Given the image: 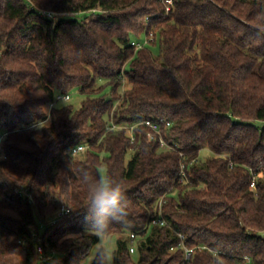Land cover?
I'll use <instances>...</instances> for the list:
<instances>
[{
    "label": "trees",
    "instance_id": "1",
    "mask_svg": "<svg viewBox=\"0 0 264 264\" xmlns=\"http://www.w3.org/2000/svg\"><path fill=\"white\" fill-rule=\"evenodd\" d=\"M261 12L264 0H179L170 14L162 0H0V264L90 256L96 236L68 238L85 226L81 169L122 180L131 202L108 234L115 264H264ZM75 93L78 107L57 102ZM145 120L170 123V149Z\"/></svg>",
    "mask_w": 264,
    "mask_h": 264
},
{
    "label": "clouds",
    "instance_id": "2",
    "mask_svg": "<svg viewBox=\"0 0 264 264\" xmlns=\"http://www.w3.org/2000/svg\"><path fill=\"white\" fill-rule=\"evenodd\" d=\"M264 22V12L258 13ZM259 37L264 38V30L258 29ZM65 98L60 99L63 103ZM57 105L48 106L45 112V119L34 121L33 128L40 131L50 127L52 120V108ZM83 151L80 146L69 150V159H75ZM80 179L88 188V202L84 207L86 214L84 217L85 226L82 233H70L68 238L76 239L82 234L87 233L97 237L99 245L93 255V264H113L114 253L104 243V239L110 233L114 224L127 223L131 202L127 196L126 189L122 180L99 173H93L87 169H81ZM68 206V205H67ZM68 209L75 210L68 206Z\"/></svg>",
    "mask_w": 264,
    "mask_h": 264
},
{
    "label": "built area",
    "instance_id": "3",
    "mask_svg": "<svg viewBox=\"0 0 264 264\" xmlns=\"http://www.w3.org/2000/svg\"><path fill=\"white\" fill-rule=\"evenodd\" d=\"M179 1V0H162L163 4H164V7H165V12L166 14H170V12H172L173 8H174V5L175 3ZM48 16L49 17H54V14L52 13H48ZM154 39H153V35L151 34L150 36L148 37H145V38H142L141 40L139 41H135L132 43V46L137 50H141L143 49L144 47H146L148 44H150L151 42H153ZM66 97V100L64 101L65 103H69L71 101V95H60L58 96L57 98V102H60V99L61 98H65ZM54 105V104H52ZM142 124H144L146 127L149 128V133H148V139L149 140H155V138H157V136H159V140H160V143H161V148L162 149H170L169 146L165 143V141L163 140L162 137H160V134H161V128L162 126L166 127V128H169L171 125L169 122H165L163 120L161 121H153V120H145L142 122ZM134 128V127H133ZM133 128H131V137H132V141H134V134H133ZM111 129H118L117 126L113 125L111 127ZM83 151H81L78 155L80 154H83L86 152L87 150V147L86 146H80ZM76 148V147H75ZM77 155V156H78ZM182 158H183V155H181ZM5 156L2 155V153H0V160L3 159ZM185 164H182V170H181V176H182V180H180L181 182L184 181V178H186V173H185ZM252 188H255V184L252 183L251 185ZM69 213V210L65 207V206H62L59 211L57 212V215L56 217H62L66 214ZM55 222V220H53V223ZM52 223V224H53ZM152 225H160V226H165L166 225V222L163 218H160V219H155L152 221ZM182 237V236H181ZM131 238L134 240L135 239V235H131ZM182 247L184 248V251H185V256H186V259H189L193 253V249H189L187 247H185L184 245H182ZM37 249H38V252L43 255L44 254V251H43V248L41 246V244L38 243V246H37ZM136 251V247L134 245H132L130 247V252L131 254H134Z\"/></svg>",
    "mask_w": 264,
    "mask_h": 264
},
{
    "label": "rangeland",
    "instance_id": "4",
    "mask_svg": "<svg viewBox=\"0 0 264 264\" xmlns=\"http://www.w3.org/2000/svg\"><path fill=\"white\" fill-rule=\"evenodd\" d=\"M152 51H153V53L155 54V55H158L159 54V47L158 46H155V47H152ZM81 101H82V96L81 95H79V94H74L73 96H72V100H71V102L73 103V105L75 106V107H78L79 105H80V103H81ZM209 152L208 151H202L201 152V158H204V157H206V156H209ZM101 173H104V174H106V172H105V170L103 169L102 171H101ZM54 216H56L57 214H53ZM55 218V217H54ZM53 218V216L51 217V216H49L47 219H48V223L49 224H52L53 223V220H55ZM41 231H43V228L41 229ZM118 237L119 236H106L105 237V239H104V243H105V245L107 246V247H109L112 251H113V253L115 252V250H116V247H117V244H116V242H117V239H118ZM99 245V244H98ZM98 245L96 246V247H94V249L92 250V252H91V254H90V256L88 257V258H86L84 261H83V263L82 264H92L93 263V255H94V253H95V250H96V248L98 247ZM113 264H115L114 263V260H113Z\"/></svg>",
    "mask_w": 264,
    "mask_h": 264
}]
</instances>
